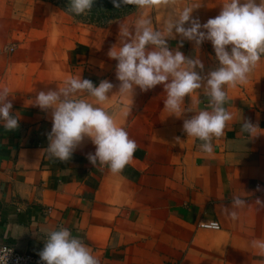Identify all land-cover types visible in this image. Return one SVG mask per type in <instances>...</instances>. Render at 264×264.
<instances>
[{"label":"crops","instance_id":"crops-1","mask_svg":"<svg viewBox=\"0 0 264 264\" xmlns=\"http://www.w3.org/2000/svg\"><path fill=\"white\" fill-rule=\"evenodd\" d=\"M227 2L176 0L164 8L138 9L103 28L79 24L74 40L68 27L42 41L37 33L43 1L0 0V88H9L7 99L19 119L13 131L0 122V245L14 246L43 264L38 253L46 231L65 227L100 264H264V255L251 247V241L264 240V206L257 202L264 204V57L246 83L225 86L224 107L233 119L207 154L201 141L183 131L185 119L210 110L204 89L185 96L184 107L192 104L194 113L178 118L164 108L162 85L146 92L137 87L130 115L124 117L130 97L116 93L117 61L108 56L118 46L120 29L131 28L142 15H151L153 27L162 30L184 6L198 7L192 17L201 14L203 24ZM180 40H168L170 48ZM179 50L187 58L199 57L202 74L218 64L210 41L197 48L184 40ZM80 76L94 86L101 80L113 83L109 99L96 106L110 112L138 145L119 174L106 165L93 167L87 156L95 146L88 138L67 162L48 156L51 110L42 111L31 100ZM241 118L256 124L259 135L242 133ZM234 196L247 205L233 208ZM206 221H215L218 230L201 227Z\"/></svg>","mask_w":264,"mask_h":264},{"label":"clouds","instance_id":"clouds-1","mask_svg":"<svg viewBox=\"0 0 264 264\" xmlns=\"http://www.w3.org/2000/svg\"><path fill=\"white\" fill-rule=\"evenodd\" d=\"M176 0H113V5H131L137 9L164 8ZM93 0H71L67 11L75 15L85 14L91 9ZM198 7L185 6L175 19H168L161 30L153 27L152 17L142 15L135 24L123 27L119 32L118 46L113 45L108 52L110 59L117 61L115 76L119 81L121 96L130 97V103L122 115H130L132 98L138 87L141 92L162 85L166 93L164 108L170 115L181 117L184 112H193L184 107L185 96L191 97L197 90L204 89L209 97L208 108L200 110L190 119L183 121V131L187 137L198 139L200 149L211 154L213 139L224 135L227 122L232 114L224 107L227 101L225 86L236 87L247 82L249 73L264 56V0H228L215 18L201 24L193 18V10ZM187 25V26H186ZM181 38L175 49L168 40ZM184 40L199 46L210 41L218 61V67L202 74L204 64L199 59L187 58L179 48ZM197 69L200 71L198 72ZM114 85L101 80L94 86L89 79L68 78L63 87L37 92L31 105L42 111L51 110V131L47 134L46 148L50 159L67 162L73 152L88 138L95 146L94 154L89 153L88 161L93 167L106 165L113 174H119L133 158L137 143L128 132L118 126L113 115L96 106L104 103L113 93ZM94 99L80 98L79 94ZM8 87L0 88V122L7 131L19 127V119L12 113V102ZM179 114V116H177ZM242 133L251 138L259 135V127L241 118ZM179 140V138H177ZM259 204L264 206L259 200ZM233 208H243L246 201L234 196ZM229 215L235 219L236 212ZM202 227L218 230L215 222H201ZM251 247L264 255V240L251 241ZM11 248L0 246V264H8ZM43 264H100L98 257L79 236H74L65 227L46 231L44 247L39 253Z\"/></svg>","mask_w":264,"mask_h":264},{"label":"trees","instance_id":"trees-1","mask_svg":"<svg viewBox=\"0 0 264 264\" xmlns=\"http://www.w3.org/2000/svg\"><path fill=\"white\" fill-rule=\"evenodd\" d=\"M39 1L50 3L54 7L73 18L78 23L94 25L98 27H104L112 21L124 18L137 10V8L131 5H121L120 8H116L113 5V0H93L91 9L89 11H87L85 14L75 15L74 13L67 11L71 0Z\"/></svg>","mask_w":264,"mask_h":264},{"label":"rangeland","instance_id":"rangeland-1","mask_svg":"<svg viewBox=\"0 0 264 264\" xmlns=\"http://www.w3.org/2000/svg\"><path fill=\"white\" fill-rule=\"evenodd\" d=\"M199 3H200V6H206V3L203 1H199ZM181 10H182V8H181ZM39 11H40V18L38 21L39 22V26H38L39 27V33H37V34L39 35L40 40L50 41L53 38L55 39L58 37V35L61 34V32L63 30L67 31L68 27L71 28V32L69 33V36L72 40H74V38H75L74 27L79 26V24L81 25V23L76 22L73 18H71L70 16H68L67 14H65L64 12H62L60 10L62 12L61 13L60 11L57 10L56 7H54L53 5H51L50 3H47V2H44L43 4L40 5ZM177 13H178V11H177ZM203 18H204V16L199 14L198 19L201 20ZM82 25H88V24H82ZM108 25H106V26H108ZM92 26H94V25H92ZM106 26H104V27H106ZM28 27H29V23H28ZM28 27L26 24L25 29H23L26 31V33L28 31ZM101 28H103V27H101ZM22 38H23V35H22L21 39ZM218 66L219 65L217 64L216 67H218Z\"/></svg>","mask_w":264,"mask_h":264},{"label":"built area","instance_id":"built-area-1","mask_svg":"<svg viewBox=\"0 0 264 264\" xmlns=\"http://www.w3.org/2000/svg\"><path fill=\"white\" fill-rule=\"evenodd\" d=\"M7 50L12 52V47H7ZM202 227V225H200ZM0 246H7L8 248H11V254L8 257V264H41L38 262L34 257L31 255L19 251L14 246L10 245H0Z\"/></svg>","mask_w":264,"mask_h":264}]
</instances>
